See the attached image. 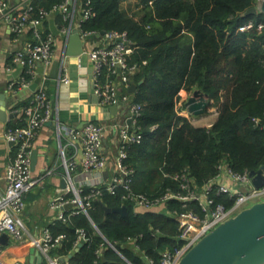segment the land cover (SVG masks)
I'll use <instances>...</instances> for the list:
<instances>
[{
  "label": "trees",
  "instance_id": "obj_1",
  "mask_svg": "<svg viewBox=\"0 0 264 264\" xmlns=\"http://www.w3.org/2000/svg\"><path fill=\"white\" fill-rule=\"evenodd\" d=\"M63 1L31 3L38 13L40 8L50 11ZM122 1L91 0L92 15L82 22V28L127 31L134 43L130 62L138 65V71L133 77L137 82L144 79L136 89V101L143 104L138 118L143 139L129 146L125 160L135 170L134 190L153 197L167 188L179 190V182L165 173L183 169L196 185L203 186L217 173L223 158L238 171L264 165V128L252 121L264 114V12L245 15L255 0H140L138 18L121 8ZM248 20L256 23L255 28L238 31ZM259 23L262 29L257 28ZM196 88L218 101L221 89L228 93L211 126L195 125L177 111L180 91ZM124 191L119 187L117 194L105 192L92 201L88 213H74L68 221L51 224L54 234H66L51 254L67 256L75 248L77 230L83 228L86 241L61 264H128L127 260L147 264L142 254L160 264L162 252L177 244L179 223L173 212L199 207L194 201L184 207L181 200L172 198L160 211L139 209L121 198ZM216 199L230 203L224 195ZM123 204L128 206L127 216L106 213L104 208ZM128 237L136 238L140 250L128 246Z\"/></svg>",
  "mask_w": 264,
  "mask_h": 264
},
{
  "label": "built area",
  "instance_id": "obj_2",
  "mask_svg": "<svg viewBox=\"0 0 264 264\" xmlns=\"http://www.w3.org/2000/svg\"><path fill=\"white\" fill-rule=\"evenodd\" d=\"M261 1L255 0L256 3ZM90 3L91 0L84 2L64 0L50 11L40 8L36 13L31 1L21 5L13 4L9 0H0V16L8 23L12 35L16 39H20L23 34L26 35L23 46L13 53V60L25 67V73L18 81H10L9 89H15L16 84L20 87H28L38 75H41L38 87L34 90L32 102L23 108L25 124L9 126L4 133L5 139L13 142L15 155L0 177L4 181V184L0 185V235L7 232L10 239L16 243L30 242L32 246L46 255L53 248L61 246L66 239L65 233L54 234L49 227H45L39 236L29 238L22 217L26 208L25 194L36 183L31 168L35 140L40 129L47 123L53 122L61 138H65L68 144L81 147L80 165L84 173L83 179L77 182L73 171L78 167V161L73 157L66 158L63 152L66 185L50 203L52 208L60 210L59 219L68 221L71 214L88 213V208L92 206L94 199L100 198L105 192L117 194L119 187L125 189L121 198L139 209L158 208L160 211L172 198L181 200L184 207L194 201L199 207L198 210L187 208L182 212L176 210L173 212L174 218L179 223V232L176 235L177 244L162 252L160 264H178L187 251L217 225L241 209L257 201H263L264 183L256 186L249 170L238 171L227 158H223L217 164V173L203 186L196 185L190 172L183 169L174 173H165V176L179 182V190L167 188L156 197L134 190L135 170L125 160L128 157L129 146L140 143L143 139L138 124L143 104L137 101L130 103L128 95L124 93V88L130 92L129 87L133 76L138 71V65L130 62V55L135 47L127 31L106 30V33L102 35L105 43L85 51L93 64V93L99 103L104 106L119 105L118 111L126 114L123 124L119 125L121 128L118 130V125L106 126L94 120H89L80 127L67 125L60 121L55 115L45 83L50 71L48 69L55 55L56 35L52 31L44 33L39 25L49 13L59 11L66 21V24L60 28V34L64 35L66 43L74 28H78L83 37L95 35L99 31H87L82 28V22L92 15ZM78 11L81 13L79 21L76 20ZM255 26L256 23L253 20H248L238 27V31H248ZM257 28L262 29L263 23H259ZM39 62L44 67L41 74L37 70ZM63 68L62 63L59 79L68 81V74L67 72L63 74ZM186 100L187 95H181L179 102L176 100V108L181 115L184 110L187 111L184 107ZM187 115H189L188 111ZM129 118L131 123L128 122ZM252 121L254 126L264 128V114L253 117ZM109 128L119 133L120 141L113 165L110 164L105 151L106 131ZM111 168L113 171L109 174L108 170ZM105 170L108 171L106 177ZM216 195H224L230 203L218 201ZM70 203L73 209L70 213H66L67 205ZM94 228L101 234L95 224ZM77 231L79 236L75 242V248L81 239L86 240V231L83 228ZM127 242L133 244L136 250H140L136 238L128 237ZM111 246L121 253L116 244H111ZM97 252L99 253L100 250L98 249ZM1 253L0 246V256ZM142 256L147 264L148 262L154 264L147 255L142 254ZM127 262L133 264L129 260ZM0 264L7 263L0 259ZM49 264H60L59 258H49Z\"/></svg>",
  "mask_w": 264,
  "mask_h": 264
},
{
  "label": "crops",
  "instance_id": "obj_3",
  "mask_svg": "<svg viewBox=\"0 0 264 264\" xmlns=\"http://www.w3.org/2000/svg\"><path fill=\"white\" fill-rule=\"evenodd\" d=\"M13 4L25 5L31 0H10ZM121 8L129 15L139 17L141 11L140 0H123ZM58 11L48 14L45 21L40 27L44 32L51 31L50 19H54V23L60 29L63 25V17ZM139 14V15H138ZM81 17L80 11L76 15V20ZM29 34L27 35L28 38ZM26 36L16 39L12 36L8 23L0 16V92H8V110L14 114L8 121H0V177L3 175L5 168L12 161L15 155V147L13 143L7 141L4 137L6 129L10 124L24 122L23 108L26 104L32 102L34 90L28 87H20L16 84L15 89H9L10 81H18L25 73V67L13 60V53L21 48L24 44ZM105 43L104 37L98 36L93 39H88L85 42V51L98 45ZM67 43L63 34H57L55 37V58H63V74L67 72L68 81L47 77L45 83L47 92L53 103L55 115L60 121L67 125L82 126L89 120L97 121L106 126L112 118L119 116L120 112L113 113L110 107H106L99 103L98 98L93 93V64L87 53L84 51L82 55L65 56ZM53 59V60H54ZM38 70V68H37ZM50 70V67L48 71ZM134 79V77H133ZM188 98V95H187ZM211 98V97H210ZM185 106V105H184ZM186 107V106H185ZM183 114L187 115L184 110ZM205 114V113H204ZM202 114V115H204ZM192 115V114H191ZM200 115V116H202ZM190 119V113L187 115ZM194 116V115H193ZM199 118V116H194ZM197 118V119H198ZM191 121H193L191 119ZM214 123V122H213ZM212 123V124H213ZM211 124V125H212ZM109 133H113L112 143H114V152L111 150L109 143ZM117 132L113 128L106 131L105 151L108 157L111 155L110 164L113 165L116 155L119 150V138H116ZM35 148L39 151L38 161L33 176L36 178V183L25 194L26 208L22 214L27 236H39L45 227H49L59 219L60 210L52 208L50 203L62 192V179L66 176L63 152L66 158L73 157L78 161V167L73 171L77 182L83 179L81 157L82 149L79 145L68 144L65 138H61L55 123L49 122L44 125L35 140ZM109 174L113 171L111 168ZM0 178V185L4 184ZM71 210L73 207H69ZM63 221V220H62ZM50 228V227H49ZM2 253L0 259L7 264L14 261H25V264L30 263L31 247L30 242L16 243L10 239L8 245H0ZM42 252V251H41ZM43 253V252H42ZM49 258H59L53 256L51 251L46 255L43 253L44 263H49ZM59 263H62L59 258Z\"/></svg>",
  "mask_w": 264,
  "mask_h": 264
},
{
  "label": "water",
  "instance_id": "obj_4",
  "mask_svg": "<svg viewBox=\"0 0 264 264\" xmlns=\"http://www.w3.org/2000/svg\"><path fill=\"white\" fill-rule=\"evenodd\" d=\"M59 12V11H58ZM264 12V0L256 3L254 6L247 9L245 15L257 14ZM39 27H43L40 24ZM51 31L57 35L60 34V29L54 23V19H50ZM106 30H101L95 35H89L83 37L78 28H74L71 35L68 38L67 47L64 51V57L82 55L85 51V42L88 39L104 35ZM26 35L23 34L24 38ZM63 58H55L51 64L48 76L50 78L59 79L61 73V66ZM44 67L41 62L38 63V72L41 74ZM41 80V75H38L34 82L31 83L30 88L35 89ZM144 79L140 81L131 82L129 87L130 92H135L138 85L143 83ZM8 92H0V121L6 122L9 118H12L14 114L8 110ZM210 102V94L203 91L200 88L194 89L193 93L185 101L187 111L194 115L200 116L204 114L208 108ZM110 109L113 113H116L119 109V105H111ZM131 123V119H128ZM13 143V142H11ZM39 151L34 148L32 151L31 168L35 169L38 161ZM264 165L256 170H251L250 175L253 177V182L256 186H261L264 183ZM105 177L108 175V171H104ZM66 185V178L62 179V186ZM72 204H68L67 208ZM106 213L117 212L122 216L129 214L128 206L123 204L119 206H107L104 205ZM84 239H81L80 243L74 248L67 256L62 257L61 260H69L73 257L81 248ZM10 243V236L7 232L0 235V245H8ZM121 244L118 243V246ZM31 264H46L43 261V253L36 247H31ZM4 262V261H3ZM22 262L25 261H14ZM11 264V263H10ZM148 264H152L148 262ZM178 264H264V200L257 201L243 209L238 213L232 215L224 222L217 225L214 229L205 234L200 240H198L181 258Z\"/></svg>",
  "mask_w": 264,
  "mask_h": 264
},
{
  "label": "rangeland",
  "instance_id": "obj_5",
  "mask_svg": "<svg viewBox=\"0 0 264 264\" xmlns=\"http://www.w3.org/2000/svg\"><path fill=\"white\" fill-rule=\"evenodd\" d=\"M86 45V44H85ZM194 90L192 91H185L184 89H182V96L183 95H188V97L193 93ZM124 93L128 95L129 97V102L130 103H133L136 101V91L135 92H128L126 88H124ZM227 91L224 90V89H221L220 91V99L219 101L216 99V98H213L211 97L210 98V102H209V105H208V108L205 112L204 115L202 116H199V118H195L193 115L190 114V117L191 119L193 120L192 122L195 124V125H201V126H208V125H211L215 120L216 118L218 117L219 115V112H220V109L222 107V104L226 101L227 99ZM179 99L180 98H177V102H179ZM107 107V106H106ZM185 107V106H184ZM126 117V114L124 113H120L119 116H117L116 118H112L111 120H109L107 123H109V125H112V126H115V125H118V130L121 128L119 125L123 124L124 122V119ZM108 140H109V143H110V146H111V150L112 152H114V143H112V137L115 136L113 133H109L108 134ZM116 138L118 139L119 138V133L116 134ZM120 145V141L118 143V146ZM113 158V157H112ZM111 155L109 157V159L111 160ZM112 165V164H111ZM164 211V210H163ZM128 246L133 250L135 251L136 249L134 248L133 244H128ZM137 251V250H136Z\"/></svg>",
  "mask_w": 264,
  "mask_h": 264
},
{
  "label": "bare ground",
  "instance_id": "obj_6",
  "mask_svg": "<svg viewBox=\"0 0 264 264\" xmlns=\"http://www.w3.org/2000/svg\"><path fill=\"white\" fill-rule=\"evenodd\" d=\"M9 2H11V1L9 0ZM11 3H12V2H11ZM46 18H47V17H46ZM46 18H45V19H46ZM45 19H44V21H45ZM44 21H43V22H44ZM43 22H42V23H43ZM186 112H187V111H186ZM85 241H86V240H85ZM117 247H118V246H117ZM48 264H49V263H48Z\"/></svg>",
  "mask_w": 264,
  "mask_h": 264
}]
</instances>
